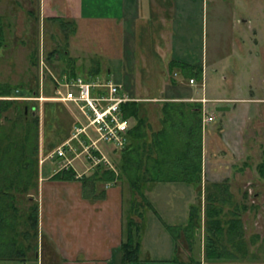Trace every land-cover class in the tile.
Masks as SVG:
<instances>
[{
	"label": "crops",
	"instance_id": "crops-1",
	"mask_svg": "<svg viewBox=\"0 0 264 264\" xmlns=\"http://www.w3.org/2000/svg\"><path fill=\"white\" fill-rule=\"evenodd\" d=\"M56 1L46 0V3L43 2L39 8L44 11L45 6L49 7L51 12H48L49 15L46 16H62L64 13L61 12V4ZM67 1L66 8L70 11L68 14L75 21L74 32L80 30L81 20L87 22L103 20L104 23H110V28H115L116 30L117 27L120 30L123 46L126 40L128 46H130L133 43L130 39H136V27L137 30L140 28V33H145V43L143 45L146 47L145 50L150 51L148 48L152 46V53L155 59V80L150 83L154 85V89H143L137 85V78L139 79L140 76L141 79L151 80L146 68L143 69L137 65H135L134 73H131L128 79L126 78L127 75L118 68L120 77L118 80H114L123 85L127 94L137 97L141 102L145 101L142 102L143 107H147V101L155 100V122L151 120L149 112H144V108L143 128H145V131L143 128H141L142 130L138 129L135 136L128 137L130 142L138 143L139 138L137 139V136L144 132L145 136L143 135V137L150 139L148 142L152 143L155 135L156 158V155L194 154L195 151L199 150L198 141L201 139L203 167L205 162L204 155H209L211 143L218 145L223 155H249L251 151H254L246 129L252 128L251 123H256L258 119V121L262 120L264 122V90L262 92L258 91L257 86L254 84L258 73L260 74L258 77L264 81V28L261 26L256 27L249 18L242 20V22H247L249 27H239L240 32L238 31V34L234 37V40H237L236 49L238 48L240 51L237 52V57H232L235 60V68L231 78L236 84V80L239 78L234 94L231 96L222 93L209 95L208 93H211V90L208 89L210 62L207 61L205 63L203 57L192 58V56H195L193 55V46L188 43L189 38L186 40V32L190 30L189 27L193 15L191 0ZM154 25L155 29L153 28ZM248 28H251V30L249 31ZM152 32L162 33L158 43L148 44V39L151 37L150 34ZM130 34L134 36L131 37ZM256 44H263L261 59L258 60L261 63V68L257 66L259 70H254L252 73L242 76V79L247 80L248 85V87H244L247 90H244L240 83L241 63L246 62L247 65H251L255 57L257 60V56L254 55L253 51ZM123 51L121 48L122 54ZM132 56H130L129 63L133 59ZM71 58L76 75L84 77L79 73V67L84 65V63L78 61L77 64H74L77 59H81L80 56L75 55ZM227 60L224 56L216 55L212 62L220 67ZM182 63H190L197 65L198 68L201 67L202 77L200 78L193 74L190 66H185ZM131 64L134 65V61ZM214 64H211V67H214L212 69L218 71ZM110 70L107 67L106 71ZM64 72L68 73L66 70L62 71V74L60 73L59 79L61 81H64L65 77L68 76ZM91 72L93 73V71ZM94 76V79L100 78L95 74ZM191 78H194L193 82L190 81ZM56 85L55 90L58 87ZM210 103L215 108L219 104L230 106V108L223 110L216 109L221 112L220 115L223 119L219 124L213 126H211L212 122L216 121L218 115L211 108ZM77 108L79 109V107ZM78 109H76L77 112L75 113H78L79 116L76 118L75 114V119H72L74 125L77 120H81V111L80 109L78 111ZM209 113L213 114L215 119L208 121L206 117ZM135 123L132 122L131 127ZM249 123L250 125L248 126ZM217 136L222 137V143L216 141ZM67 140L81 144V141L75 138L74 130L62 142ZM80 149L82 151V148ZM116 150L114 149V151ZM81 151L78 150L73 153L71 158L72 166L77 171L76 178L59 179L52 177V174L61 167L60 163L57 165L52 159L60 161L61 158L49 157L46 158L45 165L42 166L40 164L41 169L43 168L44 170L41 171L39 176L37 194L39 203L38 247L35 251L29 252V256L25 260L12 259V264H16V262L45 264L48 252H53L49 261L50 264H122L121 241L123 238V213L125 207L122 181L106 182L100 185L101 189L105 191L103 195L97 197L89 196L84 191L80 176L91 171L88 172L87 169L80 172L73 162L74 155H81ZM109 151L111 150L104 153L105 159H107L106 161L110 166L115 167L106 157ZM110 154L113 155L112 153ZM115 154L121 155V152L118 151ZM43 159L42 157L41 160ZM61 163H64V159L61 160ZM205 177L206 174H204L203 188L206 184ZM171 182L170 187L162 185V190L172 189L173 191H178L181 195V200L186 198L184 199L185 206L189 207L194 197H196L194 186L182 182ZM159 185L160 183L155 184V188H159ZM152 189L148 191L150 199H153L150 193ZM155 201L156 204V198ZM187 217L188 212L185 213V219L179 220V222L186 221ZM145 228L146 224L143 231ZM143 231L141 230L140 232V259L131 261L128 264L192 263L189 258L188 261L182 258L177 260L173 258L177 252L174 239H168L170 242L173 241L172 247L169 245V252L163 256H153L145 249V241H142ZM5 261H1V264Z\"/></svg>",
	"mask_w": 264,
	"mask_h": 264
},
{
	"label": "rangeland",
	"instance_id": "rangeland-1",
	"mask_svg": "<svg viewBox=\"0 0 264 264\" xmlns=\"http://www.w3.org/2000/svg\"><path fill=\"white\" fill-rule=\"evenodd\" d=\"M58 1L62 7L61 12L64 13L62 15L64 16L63 20L65 22L71 20L72 16L68 14L70 11L66 8L68 1L57 0L56 2ZM43 2L46 3V0H0V13L5 15V19L9 21L10 25L9 27L6 26L8 29L6 42L8 47L3 50V54L0 57V80H8L11 83L22 82L21 84L27 83L31 87H38L39 99L32 96L30 97L31 99H27L30 103L40 106V109H35L38 113H42L41 139L49 142V149L40 155V164H42V157L61 144L59 139L64 130L68 129L72 133L74 127L71 125V120L75 119V114L76 118L79 116L78 113H75L77 112L76 109H78L77 102L70 100H44L45 98L54 99V96L62 95L65 91L70 90L69 87L65 86L55 90V84L64 68L71 67V57L80 56L81 59H77L74 64H77L78 61L83 62L84 65L79 67V73L89 79H94L95 74L100 77V80H107L108 78L112 81L118 80L120 77L118 68L127 75L126 78L128 79L130 74L134 73L135 65H137L143 69L146 68V72L151 77V80L148 81L141 79V76L139 79L136 77L137 85L143 89H154V85L150 82L155 80V59L152 53V46H148L150 51L145 50L146 47L143 46L145 33H140V28L137 30L136 27V39H130L133 43L128 46L126 40L123 46L120 30L117 27L116 30L115 28H110L109 22L104 23L103 20L90 22L81 20L80 30L74 32L72 31V23L67 24L65 28L61 20L46 16L51 11L48 6H45L44 11H41L39 6ZM191 5V11L193 12L192 22L189 27L190 30L186 32V40L189 38L188 43L193 46V55H195L191 56L194 59L195 57H203L205 63L207 61L210 62L208 89L211 90V93L208 94L222 93L231 96L234 94V89H236L239 81L238 78L236 84L231 78L235 68V60L232 57H237V52H240L238 48L236 49L237 40H234V37L238 34V31L240 32L239 27H249L247 22H242V20L247 18L251 22L253 21L256 27L261 26L264 28V0H191ZM153 28L155 29V25ZM248 30L250 31L251 28H248ZM161 33L152 32L150 34L151 37L148 39V44L158 43ZM154 37L155 39H153ZM34 47L38 48V66L33 64L31 59V52ZM55 47L60 49L50 58L48 54ZM262 47L263 44L255 45L253 51L254 55L257 56V60L255 57L251 65H247L246 62L241 63L240 83L244 90H247L244 87H248V85L247 80L242 79V76L252 73L254 70H259L257 66L261 68V63L258 60L261 59ZM121 48L122 51L124 50L123 54L121 53ZM131 55H133V59L132 57L131 59L134 61V65L131 64L133 63L132 60L129 63ZM216 55L224 56L228 59L227 62L220 67L217 66V64L212 62ZM211 64H214L218 71L212 69L214 67H211ZM152 65L154 66L152 67ZM107 67L111 70L106 71ZM259 75L258 73L254 84L257 86L258 91L262 92L264 90V81L258 77ZM21 98L25 99L23 96ZM210 105L218 115L216 121L212 122L211 126H213L219 124L223 118L220 115L221 112L216 110L212 103ZM146 106L142 107L143 118L145 117L144 112L147 111L151 120L155 122V100L147 101ZM144 108L145 111L143 110ZM29 113L31 114V110ZM131 120L135 123V119L131 118ZM258 120L256 123H251L252 128L246 129L254 151H251L249 155H223L219 150L220 148H218L219 146L211 143L209 155H204V167L202 166V177L204 179V174H206V182L228 179L235 200L247 204L248 208L242 210V218L249 253L223 260H207L204 257L203 232H201L200 239L195 242L194 252L197 258L203 259L202 264H264V166H260L264 162V122ZM143 129L145 131V128ZM216 139L217 142H223L222 137L217 136ZM149 140L143 138L140 142H148ZM105 144L101 142L98 146L103 154L111 150L106 157L115 165L119 158V155H116L115 152L120 151V147L114 151V147L110 148L112 146ZM46 148H48L47 145ZM90 154L92 155V151ZM74 156L73 162L80 172L87 169L88 172L92 171L95 163L99 161L95 154L92 155L93 161L95 159L94 163L89 161V155L85 152ZM146 156L144 155V157ZM52 160L57 165L59 163L62 164V159L60 161ZM144 163L146 164V162ZM171 183L162 182L159 188L154 186L150 192L153 197L151 199L153 208L146 211L147 222L143 231L142 241H145V249L153 256L165 255L169 252V245L172 247L173 242L168 240L173 239L172 234H170L166 225L162 223L163 221L159 216L161 215L166 222H174V220L178 222L179 220H184L185 213L188 212V207L185 206V202L181 201V195L178 191H173L172 189L162 190L163 186L170 187ZM121 184L124 190L125 219L128 213L127 208L133 195L127 179L123 180ZM145 191L148 193L149 189ZM31 195L37 196L35 189L32 190ZM136 198L140 199L141 196L137 194ZM155 198L157 200L156 204ZM197 198L194 197L193 202L197 201ZM24 204H29V199H26ZM228 205L225 207L228 208ZM24 207L26 208V205ZM155 208L157 213H155ZM134 217L140 222L143 220L136 214H134ZM229 245L233 246L231 243ZM179 254L182 259L188 261L190 248L185 239H182L179 244ZM52 255L53 252L47 253L45 264H50L49 261ZM191 262V264H195L193 261ZM3 264H12V261L6 260ZM16 264L24 263L16 262Z\"/></svg>",
	"mask_w": 264,
	"mask_h": 264
},
{
	"label": "trees",
	"instance_id": "trees-1",
	"mask_svg": "<svg viewBox=\"0 0 264 264\" xmlns=\"http://www.w3.org/2000/svg\"><path fill=\"white\" fill-rule=\"evenodd\" d=\"M50 18L61 20L65 28L72 23V31L75 29V21L72 19L66 23L61 15ZM6 26H10L9 21L0 13V57L8 47ZM59 49L55 47L48 56L52 58ZM31 59L33 64L39 65L37 47L31 52ZM182 64L190 66L193 74L202 77L201 67L190 63ZM65 70L69 77L76 75L72 65L64 68ZM21 83L0 80V96H12L0 97V264L3 260H25L29 252L38 247L39 203L37 196L31 194L34 189L38 194L42 171L40 155L49 149V142L41 139L42 113L35 109L40 106L30 103L28 99L31 98L20 97L38 96V87ZM142 107V102L137 99L121 103L123 116L136 120L128 131V137L135 136L136 131L143 128ZM71 122L74 125L73 120ZM70 135V130H64L59 140L62 142ZM143 135L144 132H141L137 136L138 143L127 139L120 147L121 155L115 162V167L101 159L94 165L93 171L80 176L85 193L91 197L103 195L105 191L100 185L106 182L127 179L132 188L133 197L127 208L126 220L123 213L122 264L140 259V232L146 224L147 209L153 208V202L145 190L153 188L155 184L171 181L192 184L198 197L197 201L190 203L186 221L166 222L159 216L175 240L177 252L174 259H181L178 249L182 239H185L190 248L189 259L195 264H202L201 258H197L194 252L195 242L200 239L201 232L205 259L223 260L247 255L249 249L247 250L244 235L242 210L248 206L235 200L228 179L205 182L203 188L201 139L198 141L199 150L194 154L156 155L155 158V135L152 143L140 142L145 138ZM96 153L98 157H102L98 151ZM89 160L92 162L91 158ZM45 163L46 160L42 166ZM260 166H264V162ZM76 175V169L69 166L56 170L52 177L64 179L76 178ZM137 194L141 196L140 199L136 198ZM26 199H29V204H24ZM184 199L181 201L184 202ZM134 214L141 217L142 222Z\"/></svg>",
	"mask_w": 264,
	"mask_h": 264
},
{
	"label": "built area",
	"instance_id": "built-area-1",
	"mask_svg": "<svg viewBox=\"0 0 264 264\" xmlns=\"http://www.w3.org/2000/svg\"><path fill=\"white\" fill-rule=\"evenodd\" d=\"M61 84L62 87H69L70 90L54 98L77 102L83 119L81 118L76 125L75 137L83 143L85 138L89 139V142L84 144V151L90 154L91 147L99 148L100 142L117 147L124 145L128 139L130 119L123 116L121 103L131 97L121 90V84L113 81L86 80L81 76H67ZM206 119L213 120L214 115L208 114ZM82 135L85 136L84 139ZM67 141L51 153L64 157L62 166L72 162V159L67 157L68 151H76L75 145Z\"/></svg>",
	"mask_w": 264,
	"mask_h": 264
},
{
	"label": "water",
	"instance_id": "water-1",
	"mask_svg": "<svg viewBox=\"0 0 264 264\" xmlns=\"http://www.w3.org/2000/svg\"><path fill=\"white\" fill-rule=\"evenodd\" d=\"M227 108H230V106L229 105H222V104H219V105H217V107H216V109H218V110H223V109H227ZM26 111H27V105H26V109H25Z\"/></svg>",
	"mask_w": 264,
	"mask_h": 264
},
{
	"label": "bare ground",
	"instance_id": "bare-ground-1",
	"mask_svg": "<svg viewBox=\"0 0 264 264\" xmlns=\"http://www.w3.org/2000/svg\"><path fill=\"white\" fill-rule=\"evenodd\" d=\"M190 81L193 82L194 81V78H191Z\"/></svg>",
	"mask_w": 264,
	"mask_h": 264
}]
</instances>
